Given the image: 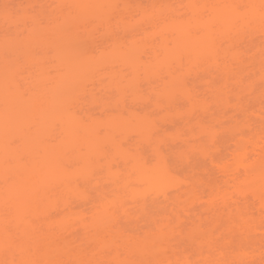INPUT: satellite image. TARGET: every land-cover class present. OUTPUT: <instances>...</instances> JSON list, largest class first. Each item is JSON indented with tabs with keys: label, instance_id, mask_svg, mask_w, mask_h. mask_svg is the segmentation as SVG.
Here are the masks:
<instances>
[{
	"label": "bare ground",
	"instance_id": "1",
	"mask_svg": "<svg viewBox=\"0 0 264 264\" xmlns=\"http://www.w3.org/2000/svg\"><path fill=\"white\" fill-rule=\"evenodd\" d=\"M125 2L0 0V260L107 264L74 240L90 229L112 242L99 224L129 213V198L169 212L154 234L120 236L145 264H261L264 107L244 123L239 103L264 87V0ZM197 155L214 167L208 191L191 192L174 165ZM92 185L113 195L93 203ZM90 203L94 229L75 211ZM187 229L197 251L179 250ZM237 233L251 243L237 249Z\"/></svg>",
	"mask_w": 264,
	"mask_h": 264
},
{
	"label": "rangeland",
	"instance_id": "2",
	"mask_svg": "<svg viewBox=\"0 0 264 264\" xmlns=\"http://www.w3.org/2000/svg\"><path fill=\"white\" fill-rule=\"evenodd\" d=\"M125 1H126L125 4L128 3L127 6L129 7L131 6V8L132 7L137 8L143 4V0H142V4L138 2L140 0L136 2H134L133 0L134 3H131L132 5L130 4V2H132L131 0H129V2L128 0H125ZM137 3L138 5L137 7H135L134 4H137ZM124 5H121V6L125 7L126 5L125 6ZM127 8L128 7H125V9L123 8V10L126 12ZM119 10L121 11L122 9H119ZM123 10L122 12L124 14L125 12ZM120 14L122 13L120 12ZM256 80H258V83L259 81L260 83H262V80H260L259 77L258 79L256 78ZM261 85H264V84L262 83ZM246 95H243V96H246ZM239 96L242 97V95H239ZM238 97H236L235 99L236 101ZM236 104H237L236 106H238V103ZM239 104H242V106L247 105L249 108H251L250 112L241 119L243 120L244 123H246L249 119H251V117L253 118L257 117L255 116V114H257L256 111L260 107L262 106L264 107V87L260 88L259 93H257V96L253 98H247ZM233 105H235V102L231 106ZM222 107L224 108L225 106H222ZM228 107L229 106H227V108ZM229 109L230 107L226 110L228 111ZM223 110L224 109H222L221 111L222 112L226 111V110L224 111ZM230 115H236V113H232ZM221 116L222 114L221 115L218 114L217 118ZM258 121L260 122L261 127L264 128V117L262 119H258ZM232 131L233 129H229V133L226 135L225 138L221 140L222 147L226 148L231 142L230 136L233 134ZM207 144L209 145V143ZM216 150L217 149H214V152ZM181 151H184V150H181ZM174 165L177 171L180 172L184 177H186L187 180L190 182L189 188L191 192H194L195 190L196 191L202 190V189L208 191L210 190V188L215 186V179H214L215 176L212 174V170L214 167L209 160H205L202 156L197 155L189 161L185 159H182V160L177 159L174 161ZM101 190H102V186L99 187V186L92 185L87 188V193L92 198L93 203L99 199H102L103 197H106V196L111 197V195H113V193L109 192L108 190L105 193H102ZM191 196L192 195L189 194L188 196L184 197L179 202L180 205L182 207H185L188 205L191 206L192 205L191 199H190ZM93 203H90L89 205L85 207L75 210L76 212H80L82 210L85 211L88 226L91 228L95 220L94 214L92 212ZM126 203H127L126 208L128 209V211H130L129 213L126 214V212L124 211H119L116 217H114L113 219L107 220L105 222H101L99 224L100 228L108 229L110 231V234L112 235V237H114V240L112 242H107L106 245L97 244L92 239V237L94 236V231L89 229V231L82 230L79 232V234L75 237L74 245L77 248H80L81 251H84L91 258L97 259L98 257H100L101 254L102 255L106 254L107 259L110 260L109 263L107 264H115L114 261L118 257L120 258L119 259V261L121 262L120 264H145L144 262H146V260L140 254H137V253L129 254V252H126L123 250L120 251L119 248H122L121 246L124 243L123 242L124 238H128L130 236H137V235L146 236V234L147 235L154 234L155 232H157L158 229L162 226V224L167 223L169 212L163 211L162 210L163 206L161 204L154 203L152 201H150V205L145 210L141 206H134L132 201L129 198L126 199ZM176 223H178V220L175 217L172 224H176ZM223 228L227 229L226 226ZM191 233L192 232L187 229L185 234L182 237H180L179 239L181 240L180 245L181 247L182 246L183 247L182 248L179 247V250L185 249L189 252L197 251V249L199 248L198 244L196 245L195 242L191 240L192 238L191 239L189 238ZM120 236H124V238ZM229 239H233L234 246L237 249L241 247L242 245H247V243L248 244L251 243V241L248 242L247 240H245V238L242 235L238 233L230 235ZM179 240L178 242H180ZM133 246L134 245L132 244L127 245V247L129 248ZM148 257L150 259L153 258L150 256Z\"/></svg>",
	"mask_w": 264,
	"mask_h": 264
},
{
	"label": "snow or ice",
	"instance_id": "3",
	"mask_svg": "<svg viewBox=\"0 0 264 264\" xmlns=\"http://www.w3.org/2000/svg\"><path fill=\"white\" fill-rule=\"evenodd\" d=\"M68 7H80V6H68ZM4 16L6 21L8 19H11V16L9 14L8 6H5L4 10ZM261 23L262 26H264V13H262L261 16ZM9 181H12L13 177L9 176L8 177ZM15 247L18 253L20 254H25L26 249L24 246V243L22 241L16 240L12 241L9 244V248ZM0 264H93L92 261H82V260H76V261H61V260H41V259H21V260H16V259H3L0 260ZM185 264H193V262L188 261L185 262ZM198 264H237L236 261H227V260H215V259H208V260H203L198 262ZM250 264H255V262H250ZM261 264H264V259L261 260Z\"/></svg>",
	"mask_w": 264,
	"mask_h": 264
}]
</instances>
